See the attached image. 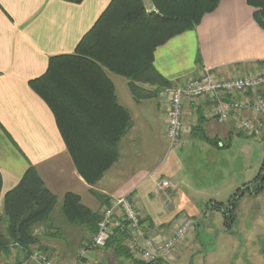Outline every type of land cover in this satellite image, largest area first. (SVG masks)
Listing matches in <instances>:
<instances>
[{
    "label": "crops",
    "instance_id": "crops-1",
    "mask_svg": "<svg viewBox=\"0 0 264 264\" xmlns=\"http://www.w3.org/2000/svg\"><path fill=\"white\" fill-rule=\"evenodd\" d=\"M111 1L0 0V210L6 194L34 167L57 198L47 223L37 225L35 230L48 231V223L56 226L53 218L69 192L79 195L82 203L93 211L102 212L107 205L91 194L90 189H94L105 195L109 203L124 196L134 198L150 232L171 235L179 214L195 219L202 214L192 193L202 188L192 186L180 155L169 145L163 156L157 152V144L163 141L164 88L157 91L158 100L152 104V110L137 108L134 117V105H142L147 99L136 101L128 79L107 71L119 103L132 114V125L120 142V162L95 185H90L79 174L52 109L32 87L31 82L47 72L52 56L75 52ZM254 12L255 8L245 0H221L217 9L206 14L196 28L156 48L155 68L172 86L195 75L203 66L215 69L224 77L262 69L264 29L255 20ZM146 87L157 89V86ZM186 112L188 118L201 121L206 135L214 141L191 134L203 143L220 148L239 139L236 135L240 134L232 123H220L213 117L208 100L185 105V115ZM140 125L142 128L138 130ZM154 129L155 138L151 135ZM124 143L131 147L122 149ZM185 144L192 145L193 141L187 138ZM230 175L227 182H235L237 188L251 184L256 178L244 181L241 187L235 171ZM165 179L171 186L159 188L158 184ZM124 243L129 248L128 241ZM179 253L176 262L186 255L185 249ZM25 256L20 248L12 247L8 253L0 252V261L10 259L21 264Z\"/></svg>",
    "mask_w": 264,
    "mask_h": 264
},
{
    "label": "trees",
    "instance_id": "trees-1",
    "mask_svg": "<svg viewBox=\"0 0 264 264\" xmlns=\"http://www.w3.org/2000/svg\"><path fill=\"white\" fill-rule=\"evenodd\" d=\"M65 1L80 3L83 0ZM151 1L156 9L148 12L144 0H112L75 52L52 56L47 72L31 82L52 109L74 164L90 185L100 181L118 161L120 142L132 125L131 113L119 103L107 71L128 79L136 101L155 97L158 90L172 86L154 66L156 48L196 28L206 14L217 9L221 0ZM245 1L255 8L254 18L264 29V0ZM146 85L157 86V89L151 90ZM199 125L194 135L213 143ZM262 170L264 163L256 177L257 190L251 194L262 191ZM1 188L0 175V194ZM247 190H253L250 184H244L227 203L209 202L207 209L224 214L226 229H232L235 204ZM90 192L102 205H111L102 193L94 189ZM56 204V196L37 170L30 167L18 186L6 194L0 210V252L8 253L12 247H17L28 257L33 247L39 244L42 247V235L36 234L34 228L48 221ZM61 212L69 224L84 226L92 236L97 232L101 212L84 205L79 195L67 193ZM125 240L122 232L115 230L104 249H112L115 255L125 256L136 264L164 263L163 260L136 259Z\"/></svg>",
    "mask_w": 264,
    "mask_h": 264
},
{
    "label": "rangeland",
    "instance_id": "rangeland-1",
    "mask_svg": "<svg viewBox=\"0 0 264 264\" xmlns=\"http://www.w3.org/2000/svg\"><path fill=\"white\" fill-rule=\"evenodd\" d=\"M144 4L148 12L156 9L151 0H144ZM119 91L121 92L118 85ZM127 92L129 93L128 90ZM157 100L158 98L154 97L147 99L142 105H134L133 116L136 117L137 108L145 111L152 110V104H156ZM187 104L192 105L194 102H186L185 105L187 106ZM194 119L188 118L187 112L186 115L184 114L186 124L183 135L184 144L187 138L193 141V144L189 146L185 144L182 148L172 149L180 155L192 186L198 189L202 188L200 192H192L198 199V203L195 205L202 214L198 215L196 219L188 214L177 216L175 225L180 222V218L187 216L193 220L194 230L183 239L172 258L163 261V264H264V184L261 192L251 194L257 190L258 180L256 181L255 176L257 177L261 172L264 163V140H262L264 137L262 139L253 138L239 133L240 135H236L239 139L227 147L219 148L213 144L207 145L203 143L205 141L191 135L196 133V128L201 124V121L196 122L197 120ZM166 123L165 114L161 134L163 141L157 144V152L161 156L164 155L169 145ZM138 128L141 130V125ZM151 132L155 138L156 130H151ZM127 147L131 146L124 143L122 149L125 150ZM118 162H120V158L112 167ZM233 171H235V179L240 181L241 187L244 181L255 179L250 184L253 190L244 191V196L235 204L232 213L235 223L232 229L228 230L224 225V214L220 211L207 209V206L211 199L227 203L230 197L240 189L234 186L235 182H227ZM262 171L264 174V170ZM53 222L56 226L52 227V223L47 224L50 235L45 228L43 230L34 228L36 234H46L40 241L42 247L38 243L39 245L33 247L32 251L49 252L57 260V264H136L135 261L125 256L115 255L112 249L92 248L90 251H85L90 247L92 237L89 236V232L84 226L69 224L63 217L61 209L55 213ZM1 229H3L2 226ZM223 231L225 235L222 234ZM183 249H185L186 255L182 256V260L177 263V255H180L179 252ZM3 261L18 264L10 259ZM28 264L36 263L29 261Z\"/></svg>",
    "mask_w": 264,
    "mask_h": 264
},
{
    "label": "built area",
    "instance_id": "built-area-1",
    "mask_svg": "<svg viewBox=\"0 0 264 264\" xmlns=\"http://www.w3.org/2000/svg\"><path fill=\"white\" fill-rule=\"evenodd\" d=\"M264 66L254 72L224 77L213 68L203 66L181 83L163 89L165 98L166 133L171 148L184 145V108L186 102L208 100L213 116L220 123H232L235 129L248 137H264ZM171 186L169 180L158 184L161 189ZM190 217L180 218L171 235L150 232L135 199L124 196L103 209L97 232L92 236V248H104L113 231L119 230L128 241L131 252L139 260L168 261L183 239L194 230ZM57 264L49 252L33 250L21 263ZM0 264H14L0 261Z\"/></svg>",
    "mask_w": 264,
    "mask_h": 264
}]
</instances>
